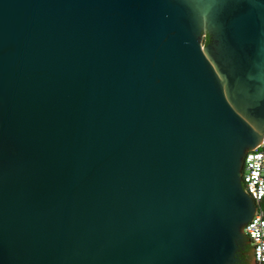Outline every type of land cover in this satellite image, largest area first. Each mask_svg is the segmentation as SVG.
Here are the masks:
<instances>
[{
    "label": "water",
    "instance_id": "obj_1",
    "mask_svg": "<svg viewBox=\"0 0 264 264\" xmlns=\"http://www.w3.org/2000/svg\"><path fill=\"white\" fill-rule=\"evenodd\" d=\"M263 134L264 0H0V264H240Z\"/></svg>",
    "mask_w": 264,
    "mask_h": 264
},
{
    "label": "built area",
    "instance_id": "obj_2",
    "mask_svg": "<svg viewBox=\"0 0 264 264\" xmlns=\"http://www.w3.org/2000/svg\"><path fill=\"white\" fill-rule=\"evenodd\" d=\"M243 185L257 207V214L244 232L255 248L257 264H264V134L262 143L244 158Z\"/></svg>",
    "mask_w": 264,
    "mask_h": 264
},
{
    "label": "flooded vegetation",
    "instance_id": "obj_3",
    "mask_svg": "<svg viewBox=\"0 0 264 264\" xmlns=\"http://www.w3.org/2000/svg\"><path fill=\"white\" fill-rule=\"evenodd\" d=\"M252 245V244H251ZM248 244L245 249L239 252L240 264H257L254 258L253 246Z\"/></svg>",
    "mask_w": 264,
    "mask_h": 264
},
{
    "label": "trees",
    "instance_id": "obj_4",
    "mask_svg": "<svg viewBox=\"0 0 264 264\" xmlns=\"http://www.w3.org/2000/svg\"><path fill=\"white\" fill-rule=\"evenodd\" d=\"M210 43V38H209V36H206L205 37V40H204V44L205 45H208ZM251 245V244H250ZM252 246V245H251Z\"/></svg>",
    "mask_w": 264,
    "mask_h": 264
}]
</instances>
